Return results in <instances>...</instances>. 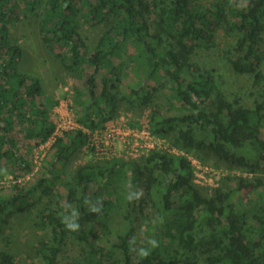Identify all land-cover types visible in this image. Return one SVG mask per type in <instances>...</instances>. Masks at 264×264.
I'll return each instance as SVG.
<instances>
[{
  "label": "trees",
  "instance_id": "1",
  "mask_svg": "<svg viewBox=\"0 0 264 264\" xmlns=\"http://www.w3.org/2000/svg\"><path fill=\"white\" fill-rule=\"evenodd\" d=\"M22 15L39 17L42 42L73 76L74 109L82 125L96 129L113 120L128 94L132 105L148 106L151 131L173 135L172 144L248 172L260 168L264 0H213L207 5L196 0H0V164L14 179L33 172L32 147L54 129L42 82L20 70L22 47L11 39L10 25ZM79 18L90 26H108L92 47L79 32ZM220 32L232 39L225 45L229 68L247 82L239 92L226 94L212 65L192 61L197 49L216 47ZM127 68L133 84L124 94ZM149 81L167 83L175 107L157 102ZM84 141L81 130L65 133L40 170L22 184L0 187V234L7 232L16 212L49 191L47 181L80 152ZM124 167L133 177L131 194L104 191ZM141 183L150 199L160 197L156 246L140 248L147 250L146 257L138 254L140 249L134 251L133 221L110 247L95 243L91 230L66 227L67 222L80 226L104 220L123 199L132 210ZM62 188L58 208L45 207L37 214L36 227L47 232L36 244L42 264H60L69 240L85 244L79 264H264V181L256 174L237 177L235 187L207 189L193 182L185 157L153 151L140 161L82 164L62 181ZM94 198L99 199L91 209L97 211L86 205ZM0 264L18 262L0 249Z\"/></svg>",
  "mask_w": 264,
  "mask_h": 264
},
{
  "label": "rangeland",
  "instance_id": "2",
  "mask_svg": "<svg viewBox=\"0 0 264 264\" xmlns=\"http://www.w3.org/2000/svg\"><path fill=\"white\" fill-rule=\"evenodd\" d=\"M210 1L213 0H196L198 4L203 5H207ZM229 1L233 3L235 0ZM39 21V17H35L34 15H22L20 21L10 25L11 39L20 44L23 51L20 70L40 78L42 87L51 102L49 119L52 123L57 119L56 113L58 111H68L69 107L73 109L76 121L80 123L77 120L74 109V98L76 96L74 78L63 69L59 59L50 52L42 42ZM107 27L105 23L90 26L86 24L82 18H79V32L85 39L88 47L95 45L98 38ZM225 34L224 32L218 34L216 37V47L211 49H197L192 57V61L199 64L206 63L212 65L216 70L215 75L217 83L219 84V89L227 94L229 91H241V89L247 85V82L244 76L235 75L229 68L226 58L229 50L225 45L232 39L230 35L226 36ZM56 52L59 51L57 50ZM261 69L264 72V62ZM125 72L128 76L123 80L121 90L124 94H127V87L133 84V80L131 70L127 68ZM147 84H149L153 90L155 95L154 99L157 102L170 107L174 105L175 107L176 103L170 96L171 89L167 83L160 85L154 81H149ZM249 89L251 88L246 89V91H249ZM129 99L130 95L128 94L126 97H122L118 113L113 120L115 122L125 121L131 127L140 126L147 119L149 108L148 106L132 105L129 103ZM107 124L109 123L107 122L101 127ZM172 137L173 135L165 136L164 138L171 142ZM261 138L264 141V128L261 129ZM34 148L35 146L32 147L31 159L33 168L35 169L37 166L36 169L38 171L41 169L42 164L46 162V156L51 148L46 152L39 164L34 161ZM80 149V152L75 153L71 157L70 162L65 165L62 171H57L55 176L52 178L50 177L51 179L47 181L49 191L44 193L40 200L35 202L33 206H25L24 210L16 212L7 224V232L4 235L0 234V249L15 255L18 264H42V259L36 253V244L42 238L47 237V232L38 229L35 222L37 221V214L45 207H49L50 209L58 208V201L61 202L63 200L61 198L64 192L62 181L69 179L73 171L82 164L105 163L106 161L118 159L117 157H112L107 160H100L94 157L87 150L86 137ZM186 151L210 167L215 173L210 175L215 186L205 184V186L208 187L203 188L209 189L210 187L212 189L215 187H222L227 189L235 187L237 177H252L254 174L261 177L264 181V161L261 163L260 168L256 170V173H252L242 168L227 166L212 154L201 152V158L200 154L197 155L192 150L186 149ZM137 160L140 161L141 159ZM0 171L3 173L0 177L1 187L7 185L13 174L1 164ZM122 171L123 173L120 176L113 177L109 188H105L104 191L107 192L111 189L113 192L125 193L126 195L131 194L133 190L132 174L127 167H124ZM26 175L27 174L20 176L22 182L25 180ZM134 194L136 197L135 205L132 210H127L128 202L126 199H123L120 205H115L106 219L99 220L98 222H85L79 226V229L93 231L96 235L94 240L95 243L110 247L113 244L116 234L122 233L129 226L130 222L133 221L135 231L134 251H138L145 246H152L151 241H155L153 229L155 228L158 216L157 209L160 207V197L153 195V198L150 199L146 195V189L142 183ZM77 196H80L79 192ZM98 199L99 198H94L87 202L86 205L88 209H91ZM141 200L144 201L142 204H140ZM72 209L76 212V205H73ZM84 248V243L76 240H69L60 257V264H79L81 253L85 251Z\"/></svg>",
  "mask_w": 264,
  "mask_h": 264
},
{
  "label": "built area",
  "instance_id": "3",
  "mask_svg": "<svg viewBox=\"0 0 264 264\" xmlns=\"http://www.w3.org/2000/svg\"><path fill=\"white\" fill-rule=\"evenodd\" d=\"M57 119L53 121L54 129L50 136L34 148L35 163L39 164L46 152L52 145L65 133L72 130H81L86 137L87 150L100 160H107L112 157L123 160L144 159L153 151H164L168 154L183 156L189 162L193 169V182L200 187L215 186L210 175L214 171L199 159L187 153L186 149L178 147L167 141L163 136L153 133L147 119L137 127H131L125 121H109L106 126L90 129L76 121L74 111L68 108V111H58ZM37 168V166H36ZM33 169L36 172L37 169ZM29 173L25 180L31 177ZM209 176V177H207ZM24 180V181H25ZM21 178H13L7 183H24ZM209 189H211L209 187Z\"/></svg>",
  "mask_w": 264,
  "mask_h": 264
},
{
  "label": "clouds",
  "instance_id": "4",
  "mask_svg": "<svg viewBox=\"0 0 264 264\" xmlns=\"http://www.w3.org/2000/svg\"><path fill=\"white\" fill-rule=\"evenodd\" d=\"M91 210H92V211H97L98 209L93 208V209H91ZM77 215H78V214L76 213V216H77ZM63 220H64V221H68V220H69V217H64ZM66 227H67L69 230H71V231H76V230L79 229V224L76 223L75 221H73V222H71V223L67 222V223H66ZM151 244H152L153 247H155V246H156V241H151ZM138 254H139L140 256L146 257V256L148 255V252H147V250H145V249H140V251H139Z\"/></svg>",
  "mask_w": 264,
  "mask_h": 264
}]
</instances>
